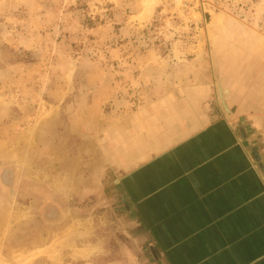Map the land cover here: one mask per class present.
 Returning a JSON list of instances; mask_svg holds the SVG:
<instances>
[{
	"label": "rangeland",
	"instance_id": "374dc122",
	"mask_svg": "<svg viewBox=\"0 0 264 264\" xmlns=\"http://www.w3.org/2000/svg\"><path fill=\"white\" fill-rule=\"evenodd\" d=\"M202 60L263 79L264 0H0V264L103 262L111 133Z\"/></svg>",
	"mask_w": 264,
	"mask_h": 264
},
{
	"label": "crops",
	"instance_id": "0c3cea01",
	"mask_svg": "<svg viewBox=\"0 0 264 264\" xmlns=\"http://www.w3.org/2000/svg\"><path fill=\"white\" fill-rule=\"evenodd\" d=\"M192 72L111 133L101 264H264V78L223 76L225 113L209 63Z\"/></svg>",
	"mask_w": 264,
	"mask_h": 264
},
{
	"label": "water",
	"instance_id": "95a60500",
	"mask_svg": "<svg viewBox=\"0 0 264 264\" xmlns=\"http://www.w3.org/2000/svg\"><path fill=\"white\" fill-rule=\"evenodd\" d=\"M216 90L221 108L224 110L225 113H228L229 108L226 99L229 96V89L227 87L222 86L221 79L219 77L216 80Z\"/></svg>",
	"mask_w": 264,
	"mask_h": 264
},
{
	"label": "bare ground",
	"instance_id": "6f19581e",
	"mask_svg": "<svg viewBox=\"0 0 264 264\" xmlns=\"http://www.w3.org/2000/svg\"><path fill=\"white\" fill-rule=\"evenodd\" d=\"M142 6L148 13H150L156 3V0H140ZM201 17L197 16V19L199 20Z\"/></svg>",
	"mask_w": 264,
	"mask_h": 264
}]
</instances>
